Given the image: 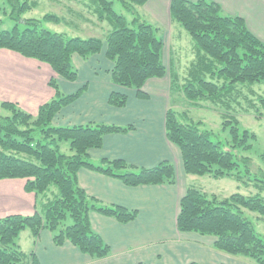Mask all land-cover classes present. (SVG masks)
I'll return each mask as SVG.
<instances>
[{
  "label": "trees",
  "instance_id": "trees-1",
  "mask_svg": "<svg viewBox=\"0 0 264 264\" xmlns=\"http://www.w3.org/2000/svg\"><path fill=\"white\" fill-rule=\"evenodd\" d=\"M66 1L86 4L99 24H107L105 35L68 37L44 27L45 20L60 22L61 17L55 13L25 17L37 7L38 0H0V49L46 63L58 77L74 81L78 71L72 56L87 59L105 47L113 63L112 82L146 98L145 82L167 73L159 28L137 11L148 0H119L130 18L117 13L112 0ZM169 13L170 20L190 34L195 54L184 74L180 68L174 73L169 70L171 92L179 94L189 106L216 109L230 117L220 128H214L184 110L170 107L165 113L166 137L179 148L186 174L230 177L253 186L248 194L234 192L219 198L194 184L188 185L179 201L177 229L211 235L216 250L264 264V237L246 216V211H251L264 219V149L258 155L261 165L257 166L249 153L255 147L259 150L258 136L234 118L239 114L264 117V96L252 87L255 82L264 85V42L248 29L241 16L222 14L213 0H170ZM7 20L12 22L10 28L4 27ZM48 84L54 96L40 105L35 115L13 102L0 103V179H25V190L35 194L41 208L33 215L0 218V264H39L33 252L25 253L17 243L25 228L34 236L48 229L55 244L69 241L93 258L110 253L109 245L90 225V212L127 222L134 218L135 211L89 197L78 182L81 167L119 177L132 186L175 183L170 161L136 171L128 169L121 159L104 158L98 165L92 163L88 150L100 147L105 134L125 132L133 126L104 122L55 125V115L77 99L86 85L65 93L55 77ZM126 101L127 95L120 91L113 90L108 96L112 106L122 107ZM222 130L227 136L220 139ZM63 143L68 145L69 153L63 150Z\"/></svg>",
  "mask_w": 264,
  "mask_h": 264
},
{
  "label": "crops",
  "instance_id": "crops-1",
  "mask_svg": "<svg viewBox=\"0 0 264 264\" xmlns=\"http://www.w3.org/2000/svg\"><path fill=\"white\" fill-rule=\"evenodd\" d=\"M227 14L239 15L248 29L264 42V0H213ZM170 0H148L142 5L149 16L165 26L168 51L162 59L167 73L148 79L143 89L148 96L140 98L134 89L116 85L111 80L113 63L105 54V47L83 59L74 54L73 65L78 71L74 81L58 77L48 64L26 58L7 49H0V103L9 101L35 115L38 108L54 96L48 84L55 77L65 93L75 92L86 85L84 92L73 102L61 108L53 123L58 126L80 125L88 122L112 123L133 127L125 132H112L103 136L100 147L88 150L92 163L101 159L125 161L131 170L151 168L162 161L174 165L175 183L127 185L122 179L98 170L81 167L78 182L85 193L98 203L123 206L135 211L127 222L111 215L91 211L90 225L109 245L110 253L103 258H93L80 251L69 241L57 245L53 233L40 230L34 236L29 230L25 253L33 252L39 264H223L231 256L214 248V237L195 232H181L176 218L179 201L187 186L193 185L194 176L186 174L179 148L168 140L165 133V113L170 107L196 114L187 108L179 94L171 92V77L180 68L179 58L173 57L170 20ZM179 27L176 36L182 31ZM164 41V40H163ZM165 44V41H164ZM164 47V46H163ZM167 60V62L165 61ZM127 95L123 107L112 106L108 96L112 91ZM25 179H0V218L11 215H33L41 212L33 192L24 188ZM253 263V262H252ZM22 264H29L28 261ZM243 264V263H238Z\"/></svg>",
  "mask_w": 264,
  "mask_h": 264
},
{
  "label": "rangeland",
  "instance_id": "rangeland-1",
  "mask_svg": "<svg viewBox=\"0 0 264 264\" xmlns=\"http://www.w3.org/2000/svg\"><path fill=\"white\" fill-rule=\"evenodd\" d=\"M113 1V8L117 13L124 14L126 17L130 18L131 15L128 13L124 7L122 6L119 0H112ZM68 6L73 8L75 12H69ZM137 11L141 15L143 19L147 22L151 23L153 26L159 28V34L162 36L163 40L165 41L163 51H164V58L166 52L168 51L166 37L168 36L165 33V26L158 25V22L153 20L147 10L142 7L138 6ZM55 13L61 17L60 22L52 21V20H45L43 22L44 27L48 28L54 32H60L65 34L68 37L71 36H79L82 38H88L93 36L103 37L108 30L107 24H99L96 20V16L93 14L91 9L86 4H80V2L74 1H66V0H38V5L35 9L31 12H28L25 17H33V18H41L45 13ZM221 13L224 15H231L227 14L221 9ZM77 14H80L78 16ZM12 26V22L7 20L4 27L10 28ZM181 27L179 24L174 23L173 27L171 28V33L173 36L171 37V44L173 49V57L176 59L179 58L177 65L180 66V70L182 74H184V70L190 65L192 60L195 58V54L192 50L193 40L182 27L180 30L182 34L179 38H177L176 33ZM167 62V60L165 59ZM61 87V86H60ZM252 87L261 95L264 96V85L259 82H255ZM127 102L123 105L125 106ZM122 106V107H123ZM189 111L193 113H198L199 115L192 114L196 118H200L205 121L207 124L214 126V128H220V124L229 118L230 116L225 115V113L218 111L216 109L211 110L202 107H195V108H187ZM239 121L242 126H245L255 132L259 139L258 149L256 147L249 153V155L253 158V162L255 165L260 166L261 162L258 155L264 149V117L260 119H256L253 115L250 114H239L234 115ZM227 136V131L222 130L220 132V139H223ZM63 150L67 153L69 151L66 149L68 147L67 144L63 143ZM253 170H256L253 167ZM192 175V174H190ZM194 178L193 184L206 191L208 194H214L219 198L228 197L230 194L234 192H239L242 194H248L250 191V187L252 185H247L245 183H238L236 180L230 177H221L215 178L209 175H192ZM246 216L254 224L256 232L264 237V219L260 218L257 213L246 211ZM29 229H23L17 237V243L20 248L26 250L28 246V238L27 235L29 234ZM30 235V234H29ZM223 264H254L248 258L243 256H235L233 258H229L228 260H223Z\"/></svg>",
  "mask_w": 264,
  "mask_h": 264
}]
</instances>
